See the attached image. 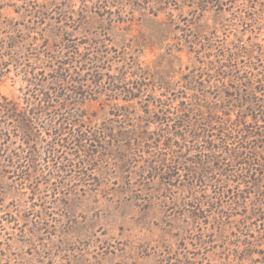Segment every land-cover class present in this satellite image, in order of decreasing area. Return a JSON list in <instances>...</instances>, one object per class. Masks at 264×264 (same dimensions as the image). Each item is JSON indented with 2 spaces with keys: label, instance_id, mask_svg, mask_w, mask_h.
Returning a JSON list of instances; mask_svg holds the SVG:
<instances>
[{
  "label": "rangeland",
  "instance_id": "374dc122",
  "mask_svg": "<svg viewBox=\"0 0 264 264\" xmlns=\"http://www.w3.org/2000/svg\"><path fill=\"white\" fill-rule=\"evenodd\" d=\"M30 1L0 0V54H5L0 64L8 62L10 68L0 92L26 107L23 96L29 70L46 80L44 92L58 100L68 98L70 114L82 101V117L71 119L86 136V150L80 151L50 131L42 135L45 141L43 137L37 145L31 141V149L25 137H16L18 131H14L11 147L0 151V264H264V195H254L250 187L245 199L237 201L236 183L222 174L230 171L206 173L202 169L203 162L215 164L217 157L231 158L230 150L215 153L190 132L182 138L168 132L165 124L149 123L157 119L154 114L161 102L173 108L183 102L196 103L194 91L179 81L188 69L201 68L197 72L208 95L203 98L206 105L231 86L214 69L221 68L220 54L264 58V0H229L223 10L216 6L198 12V17L188 6L166 7V2L175 5L177 0ZM256 2L263 6L255 7ZM27 3L32 14L25 10ZM117 3L123 5L121 19ZM38 10L43 12L42 19L39 13L34 15ZM255 12L259 16L250 23L247 20ZM157 19H173L167 40L158 35ZM215 29L220 35L216 49H192L190 35H211ZM237 36L251 51L220 52L219 45L233 47ZM69 46L80 51L68 52ZM71 54H84L87 62L81 65L76 56L68 61ZM101 57L104 61L98 64L104 82L113 76L131 79L117 87L121 91H112L109 81L104 90L92 83L91 59ZM210 58L215 60L211 69ZM59 60L70 62L75 80L87 81L86 87L53 83ZM247 61L243 57L238 61V72L244 75L250 69ZM138 66L153 76L164 68L173 71L174 80L168 83L172 90L154 87L157 82L151 79L139 90L133 75ZM260 104L264 108V102ZM41 108L38 102L35 109L28 106V111ZM231 114L237 119L238 110ZM260 123L264 128V121ZM15 125L16 121H10L11 130ZM241 128L236 121L227 126L237 136V141L229 140L230 146L242 142ZM214 134L220 141L219 131ZM54 144L61 149V160L68 159L58 173L50 153ZM23 150L29 158L31 151L40 152V170L32 171L31 159L23 167L16 162V154ZM8 155L16 159L9 163ZM164 160L172 166L166 168ZM256 162L263 174V152ZM16 169L29 177H11L7 172ZM222 185L228 192L223 194ZM260 189L263 193L264 181Z\"/></svg>",
  "mask_w": 264,
  "mask_h": 264
},
{
  "label": "trees",
  "instance_id": "16d2710c",
  "mask_svg": "<svg viewBox=\"0 0 264 264\" xmlns=\"http://www.w3.org/2000/svg\"><path fill=\"white\" fill-rule=\"evenodd\" d=\"M177 1L178 2L175 5L171 4V2L169 1L166 2V7H168V9H171V6H175V9H180L184 6H188L192 8L191 12L196 16L198 12L202 13L208 11L209 9L216 6L220 7L221 10H223L224 8H226V6H228L229 0ZM31 2H37V0H31L30 3ZM28 3L26 4L27 8L25 10L30 11V13L32 14L33 10L29 8ZM259 4L263 6V4L256 2L255 7ZM122 6L119 3H117L116 5L118 9L119 19H121L120 17H122ZM43 7L42 9H44ZM48 9L49 7H47V10ZM109 12L112 15L114 13L112 10H109ZM158 13L155 15L158 16ZM167 13L173 16V13L171 11H168ZM37 14L40 15L41 19L44 17L42 16L43 12L41 10H38V12H36V14L34 15L37 16ZM258 16L259 13L255 12L254 15L247 21H249L250 23H255ZM239 17H243L245 19L244 15H239ZM172 21L168 22L160 19L155 20V22L159 24V27L157 29L158 35H160L161 39L167 40V36L170 35L169 33L172 30ZM217 31V29L213 30L211 32V35H190L189 43L192 49L198 51L200 50V48H204V50L209 52L216 49L215 42H217L220 38V35H218ZM237 41L238 43H236V41H233V47L219 45L218 47H220V52L236 53L234 49H236L237 51H251L250 48L243 45V40L238 36ZM199 46L200 48H198ZM66 49L71 53H78L80 51L73 49L70 46ZM71 55L68 58V61L73 60V56H76L78 60L80 59L79 62L82 63L81 65H84V63L87 62V60L86 62L84 60V54ZM8 56L12 59H16L11 54H8ZM220 56L222 57L219 58V64L221 68H214L215 60H213L212 58H210L209 60L208 68L212 66L214 69H217V76L225 78L230 82L231 86L226 88L225 93L221 94V96H219L218 98L216 97L215 101L212 100L210 103L205 105V103L207 102H203V98H208V95L202 88L204 87V83H200L202 77H200L199 73L197 72V69L201 68H197L196 66V68L188 69L189 72L185 75L182 74L179 81H184V83L186 84L185 89L194 91V96L197 99L195 100L196 103L189 104L187 102H183V104L179 106L180 108H173L171 105L165 107L164 105L167 104L161 102L160 106H156L160 107V110H158V112L154 114L157 115V119L154 120V122L149 121V123L165 124L166 130L168 132L172 131L176 133L177 136H181L182 138L185 137V133L190 132V134H193L194 137L203 139L207 143L206 147L209 150L214 151L215 153L226 151V149L230 150L232 159H219V157H217V159L215 160V164H211L210 162H203L202 169L204 170L203 172L206 173H208L209 171L212 173H216L217 171L219 173H221V171H230V173L223 172L222 174L231 177L230 179L234 183H236L235 188L237 189V191L234 193V199H236L237 201H242L246 197L244 196V194L248 193L246 189L250 187H254V195H264V192L262 193L260 189L264 181V173L260 174L256 162L258 161L259 156L261 157V153H264V128L260 123L261 121H264V108L261 109L260 107V103L264 102V58L262 56H256L254 54H220ZM4 57L5 54H0V59H3ZM240 57H243L244 60H249L247 62L250 69L247 70V75L238 72V61L240 60ZM91 61L93 62L92 70L93 72H95V74H93L92 83L98 89L104 90L106 81H109V85L112 87L111 90L119 92L121 91L120 89L122 87H117L120 84L127 85L130 83L131 79H128L127 75L125 77H122L121 79L113 76V78L104 82V72L103 70H100V65L98 64L100 61H104V58L101 57L98 60L91 59ZM58 63L59 66L53 69L55 74H57L56 77L52 80L53 83L77 84L82 88L86 87L87 81L85 83L83 81L75 80L76 77L73 76V73H71L70 70V62L59 60ZM90 69L91 68L89 67L84 68L83 70ZM9 71L10 68L8 62L0 64V83L3 82V77H5L6 74L9 73ZM28 71L29 70L26 71L25 80L29 84L26 87L27 90L23 96L26 107L21 106L20 103L10 100L7 96L3 95L0 92V151H3V149H9L11 147L13 143L12 135L14 134L15 130L18 131L15 136L18 137L22 134L31 149V141H34V143L37 145L39 142L38 139L40 137H43L42 135L44 134V132L48 133L50 131L54 135V137L60 140L64 138L68 139V141L70 142L69 144L73 145V147H76L80 151H85L86 144H84V141L86 140V136L84 132L79 129L78 124L74 123V120L71 119L74 117H82V114H80V112H82L81 109H84V103L79 100V108H75L76 111H74L73 114H70L72 109L69 108L70 104L68 103V98L63 97L58 100L54 98V96H51L50 94L44 92V89L48 85L46 84V80L38 77L40 73L35 74V72L32 73L31 71ZM236 73L237 78H234L236 77ZM174 74L175 73H173V71H168L164 68L162 70H159L158 73L153 76L150 70L138 66L135 68V72L133 75L135 76L134 81L139 84V90L144 89L145 86H148L149 82L147 80L151 79L157 82V84H153L154 87L164 89L168 92L172 90L168 83H170V80H174ZM128 88L131 89L130 86ZM130 89L129 92L131 93L132 89ZM85 93L82 94L83 97L86 95ZM38 102L42 104V108L34 113L29 112L28 106H33L35 109ZM129 108L132 110V106H130ZM235 109L238 110L237 119H233L231 114V112ZM254 115L257 116L254 117ZM10 121H16V125L14 126L13 130H11V128L9 127ZM234 121L237 122L238 126H242L239 131L240 140H242V142H240V140H238L240 144L232 142L234 144V146L232 147L230 146L231 142H229V140L237 141L235 138L237 136L235 135V132H231L229 129H227V126H229L230 122ZM40 124L43 125L40 126ZM216 124L217 128H215ZM250 124L252 125L249 128L248 126ZM128 125H132L135 129V126L133 124L128 123ZM215 130H218L222 136L220 138V141L214 138ZM44 139L46 138L43 137V141H45ZM55 145L56 144H54L53 149L50 151V153L53 154V157L55 158V163L52 164L54 165L53 169L55 171L57 168H59L57 170L58 173L62 169L61 164L64 163V160L68 159L61 160L62 157L59 154L61 149H59ZM95 145L98 146V144ZM60 147L65 148L66 146L61 145ZM260 149L262 150L260 151ZM31 154V158H29L28 155L25 154V150H23L22 153H17L16 158L18 159L16 160V162H19L20 166L23 167L24 161H28L29 159H31L29 161H31L32 163V166H30L32 168V171L35 169L36 171L40 170L41 160H43L40 156V152L34 150L31 151ZM16 158H11L10 155H8L6 157V160L10 159V163L11 161H13V159ZM46 163H48V166L50 167V163L48 160L46 161ZM162 164L166 166V168L172 166L168 164L167 160H164ZM179 164L184 165V162H180ZM231 166L232 168L228 170L225 168ZM234 168H236V170ZM7 172L10 173L11 177L19 176L21 179H26L29 177L23 176L17 169L7 170ZM54 175V177H57V174ZM202 175L206 176L207 174L203 173ZM221 187L223 194L228 192V189H226V185H222ZM242 187H245V189H241Z\"/></svg>",
  "mask_w": 264,
  "mask_h": 264
}]
</instances>
